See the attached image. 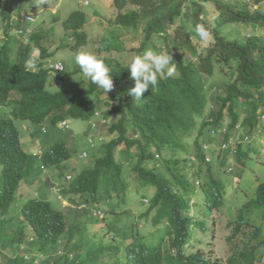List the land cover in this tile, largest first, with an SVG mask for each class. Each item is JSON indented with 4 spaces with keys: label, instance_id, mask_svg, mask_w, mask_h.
Returning a JSON list of instances; mask_svg holds the SVG:
<instances>
[{
    "label": "trees",
    "instance_id": "trees-1",
    "mask_svg": "<svg viewBox=\"0 0 264 264\" xmlns=\"http://www.w3.org/2000/svg\"><path fill=\"white\" fill-rule=\"evenodd\" d=\"M78 2L81 7L86 4ZM208 2L215 6L211 14ZM111 5L115 14L108 24L113 27L95 43V48L100 46L97 57L113 75L114 88L107 96L90 80L57 88L49 85L47 69L28 68L34 46L47 57L44 47L54 45L55 40L69 41L66 45L75 52H91L90 16L82 8H72L62 19L64 35L38 30L36 20L17 21L13 11L0 12V28L8 31L18 24L34 40V46H26L16 37L0 51V264H219L202 251H188L195 230L207 231L206 221L192 213L190 192L195 184L187 170L192 163L188 155L198 152L204 164L200 142L208 134L210 115L216 126L230 116L232 128L242 120L244 128L252 130L260 122L264 0H111ZM15 10L20 14L27 9L21 5ZM197 24L213 36L203 50L194 40ZM97 28L92 32L97 33ZM246 30L252 34L246 35ZM149 49L170 52L176 71L171 78L158 76L157 87L151 90L150 86L142 100H132L127 90L134 87V80L129 78L127 65ZM69 76L72 72L64 76L65 82ZM97 109L108 116V124L106 139L86 158H94L93 164L84 162L82 170L71 171L72 180H64L67 174L58 168L61 192L72 204L89 206L80 214L70 207L80 219L72 225L47 199L48 184L39 196H24L20 190L24 179L28 184L40 179L42 167H62L72 158L69 144L74 137L59 122L68 116L87 121ZM21 122L29 126V143L40 142L41 156L32 153L31 145H24ZM193 132L197 135L191 141ZM249 148L240 145L236 158L244 162ZM220 154L225 157L224 152ZM199 166L193 176L195 181L202 178L212 210L222 202L224 182L214 177L212 164ZM204 170L207 173L202 175ZM132 182L137 185L134 189ZM150 187L156 191L144 211L143 198L149 196ZM256 202L264 204V184ZM142 218L154 230L140 229ZM241 229L240 222L234 234ZM251 248L241 252V264L256 260V247ZM229 263L235 264L233 257Z\"/></svg>",
    "mask_w": 264,
    "mask_h": 264
},
{
    "label": "clouds",
    "instance_id": "clouds-1",
    "mask_svg": "<svg viewBox=\"0 0 264 264\" xmlns=\"http://www.w3.org/2000/svg\"><path fill=\"white\" fill-rule=\"evenodd\" d=\"M23 1H29V0H20V3H22ZM20 3L17 6L14 5V7L12 8L10 5H13V3L10 5H7L8 3L6 4L2 2L1 7H3L4 5L5 9L13 11L14 12L13 18L18 19L17 21H20V20H26V21H31V22H34L35 20L37 21V15L35 14V9L32 12H28L26 10L18 14L17 10L15 9H19L21 7ZM47 3H48V0H30L29 1L30 5L33 4V6H36L42 12L44 11L41 9L43 8L42 5L47 4ZM85 3L87 4L88 0H86ZM67 9H69V7ZM87 15H89V13H87ZM46 20L47 19H44L41 22V25L39 26L40 28L38 27L37 29L38 30L46 29V32L47 31L53 32L52 31V29H54L53 26L45 25ZM194 31H195V34L199 37L200 41L206 42L209 40L211 33L206 29V27L203 24H197L194 28ZM247 33L248 32H246V35L252 34L251 31L248 34ZM32 36L33 35L31 34L30 31L26 32L24 28L18 27V24H15L14 26H12L10 30L8 31H6L5 28H0V51L4 50L6 46H9L8 44H10V42L12 41L15 42V40H17L18 38L22 39V41H24V44L26 46L27 45L34 46V40ZM243 36H244V33H242V37ZM212 40H213V36L211 37L210 43ZM64 43L68 44L69 41L65 40L63 43H61L60 45L61 48H59L60 46L55 47L54 46L55 44L45 45L46 47L44 48L47 49L49 53L47 57L43 56L42 49L39 46H34L35 48L32 53V57L28 61V68L32 71H37L41 68L47 69L50 74L49 85H54L57 88H62L66 84V82L64 81L65 75L63 74L75 72V71L67 70V66L64 61V58H60V60L58 61L55 60L56 53L64 49L62 48ZM197 45L199 46L198 43ZM99 48L100 46H98L97 48L94 47L92 53L86 50L77 52L74 57V61H75V64L78 65L77 70L81 71V74L83 75V77L86 79H89L92 84H95L100 89H102L103 92L107 96V93L110 92L114 88L113 75L110 74V69L108 66H106L104 60L97 57V55L99 54V51H98ZM70 51H75V49H71ZM16 55H17V52L14 49L13 56H16ZM172 61H173V57L172 55H170V52L168 54H163V53L154 52L153 50L149 49V50H146L142 55H136L127 65V70L129 72V78L134 80V87H131L130 89L127 90V95L130 96L132 100L133 98L136 101L142 100L144 93L149 89L150 86H151V90L157 87L158 76L165 75L171 78L174 75L176 68H175V64H173ZM57 74H62L63 76L58 77ZM69 77H72V76H69ZM231 81L232 80L229 79L228 83H230ZM262 90L264 93V89ZM256 96L260 98V94L256 93ZM213 108L214 107L209 108L207 115H210L212 113ZM243 113L244 112H242V115ZM259 115L261 117L260 122L257 125V127L252 130L245 129L242 120L239 123H237L234 126V128H232L230 125L232 121L231 116H230V119L223 120L222 124H220L219 126H216L215 118L210 115V117L207 118V121L209 122L208 127H207L209 129L208 134L206 135V138H203V140H201L200 142L203 153H205V156H203L204 164L200 162V157L199 155H197L198 152H190V154L188 155V160L191 161L192 163L190 166H188L187 170H189L192 173V176H191L192 182L195 184V186L191 188V192H190L191 203H192V213L195 215V217L198 220H205L206 226H207V231H203L201 228H198L195 230V233H193L192 241L188 245V251L189 252L202 251L205 257L212 259L213 261L217 260L219 264H230L229 260L231 257H233L235 264H241V260H242L241 252L246 248H249L251 251H253L251 247H256L257 257L254 262H249V264H263L264 263V212H263L262 221L256 220L252 214L250 215V212L253 209H259V208L264 209V204L260 205V204H257L256 202V199H258V196H259V188L264 184V181L257 182L259 183L257 184V186H254L256 184L254 183L251 189L242 190V192H244L245 194V197L240 198V203L237 205H234V208H235L234 214L232 215V217H230L228 221V226L232 228V233H230L226 238L229 241L228 244L232 245L230 252L226 254L218 255L217 251L208 249L207 240L203 237V235L209 236V233H211V237L213 238L215 237L216 222L218 224L217 217H218V213L224 207V199L227 194L226 192L227 184L230 181H232L233 183L234 182L240 183L241 181L240 178H245V170L243 169V167L248 168V164L251 159L256 158L258 162L261 160H264V157H263L264 152L262 153L261 148L258 146L257 138L256 139L251 138V134H253L254 130H256V133L257 132L261 133V131L264 129V108L259 109ZM107 117L108 116L103 112L102 109H97L94 115L89 120H87V122L89 123V126L87 127V129L83 131L82 134L85 135L90 149L85 148L82 150L80 154L82 159H86L88 156H90V150L95 149V148L98 149V147L106 139V134L104 133V130L106 128L105 126L108 124ZM70 118H74V117H70V116L66 117L65 119L59 122V126L62 128L66 127L67 129H69L71 127ZM110 119L112 122L113 121L112 115L110 116ZM19 125L22 129V138H23L24 135L29 134L30 132L29 126L26 122H21L19 123ZM230 127H231V131H230ZM23 132H25V134H23ZM70 134L72 135V137H74L73 139L77 138V133L75 131ZM192 134L193 135L192 137L190 136V138H191V141H194V138H195V135H197V132H193ZM29 140L27 141L29 142ZM240 145H242V147H246L248 145L250 146L249 150H247L248 153L246 154V157L244 156L243 158L244 162H241L236 158V155L238 154L239 149H240ZM35 149H38V150H31L32 153L36 156L38 154H40L41 156V154L43 153V151L41 150V147L38 146ZM220 152H224L225 157L227 158H225L222 154H220ZM221 155L224 157V159H226V162H223ZM69 160L65 161L62 167H57V166H52L50 168L42 167L41 174H39L40 177L42 176V173L44 171L47 172L53 169L57 170L59 168L63 172L64 176L65 174H67L64 180H72L73 175L69 174L71 173V171L68 172V170H66L67 168L66 164L69 165L68 163ZM229 161L231 162V164L229 163ZM199 163L200 165H204L206 167L212 164V167L214 169L213 170L214 177L224 182V188L222 190V195H221L222 202L219 206L214 207L212 210H209L210 208L208 207V202H207L208 199L202 188V185H203L202 178L199 177L195 181V177L193 176V172L199 171L200 169ZM215 163H217L218 167L214 166ZM36 168L38 169L36 170V173H38V171H40V167L36 166ZM200 173L202 175H205L207 173V170H204ZM45 176H47V180L42 184V187H39V190L43 189L44 185L51 182L50 179H48L49 178L48 174L47 175L45 174ZM203 178L205 180V177ZM258 179L259 178H257V181H259ZM25 182H28V181L24 179V181L22 182V185ZM38 183H39V180L35 182V184L37 185L36 190L38 189V186H39ZM60 185L61 183L58 185L59 191L61 194L58 195V198H61L60 196H64L65 199L67 200V203L63 205L64 208L60 207L59 204L57 203L56 195L53 193L52 189H51V193L53 195L52 199L50 198L51 193L48 195L47 199L53 202V204H55L58 208H60L66 214L69 224L73 225L74 223H80L79 217L75 216L72 211L78 210L79 214L83 213L85 211V208L87 207V204L84 203L79 206L72 204L68 200V198L61 192L63 189H61ZM150 188L151 189H149V196H145L143 198V202H144L143 210L144 211L147 209L148 203H150L149 201L156 191L155 190L156 188L154 187H150ZM198 189H200L199 196L197 193ZM232 189H236V185H234ZM39 192H37V195H33V197L39 196L40 194ZM131 193H133L132 190H131ZM198 201H201V210H199L198 208V205H199ZM70 207H73L74 209L72 210V208L70 209ZM87 208H89V206ZM210 211L212 212V214L211 216H208L207 212H210ZM99 214L103 216L104 213L101 211L99 212ZM258 221H259V224H258ZM139 222H140L139 228L142 229L143 231H145L148 228L154 230L146 219L142 218L139 220ZM240 222L242 223V229L238 234L235 235L234 234L235 227L237 224H240ZM256 230H261V231H260V235L255 237L254 233ZM198 232L202 233L203 235L201 237H197ZM201 244L203 246H201Z\"/></svg>",
    "mask_w": 264,
    "mask_h": 264
},
{
    "label": "rangeland",
    "instance_id": "rangeland-1",
    "mask_svg": "<svg viewBox=\"0 0 264 264\" xmlns=\"http://www.w3.org/2000/svg\"><path fill=\"white\" fill-rule=\"evenodd\" d=\"M30 1V0H29ZM29 1H23L22 3H20V0H1L0 1V12H5L7 9H5L4 5L2 6V2L4 3H8L7 5H10L13 3V5H10L12 8L14 7V5H19V3L23 6L24 9L29 10H33L35 9V14L37 15V21H36V25L40 26L41 22L44 19L46 20V26H53L54 29H52L53 31V35H57L58 33H62V35L65 34L66 30L63 28L62 25V19H66V16H68V14L71 12L72 8L78 9V8H82L86 13H89L90 16V25L88 27V34L87 38L88 40L91 42L90 43V51L91 53L93 52V48L95 47V43L97 45V42L99 41V39L107 32V29H109V27H113L112 25L108 24L109 19L115 14L114 13V9L111 5V0H88L91 1L92 4H83L82 7L80 6V3L78 2V0H48L47 4L42 5L43 8H41L42 10H44L43 12L40 11L36 6L33 7H29ZM86 0H81L82 3H85ZM20 5V6H21ZM206 8L208 10V13L211 14V12L214 10L215 6H213L212 2H208V4H206ZM69 7V9H67ZM71 8V9H70ZM92 9H98L97 11L98 14L92 10ZM58 16V17H57ZM98 25L97 28V33H92V29L95 28V26ZM40 28V27H39ZM236 28H238L236 26ZM109 31V30H108ZM245 32H250L249 30L245 31ZM238 33V30L236 29V34ZM242 33V32H241ZM240 33V34H241ZM239 34V35H240ZM262 35H264V29L262 30ZM238 35V34H237ZM211 34H210V38L208 41L206 42H202L200 41L199 37L195 34L194 36V40L199 44L200 49L203 50L205 47L208 46V44L210 43L211 40ZM61 45L60 40H55V47H59ZM62 48H64L62 51L56 53V57L55 60H60V58H64V61L66 63L67 66V70L68 71H75L76 69H78V65L75 64L74 61V57L76 55L77 52L75 51H70V47L69 45H66L64 43V45L62 46ZM70 50H69V49ZM130 55V54H129ZM133 55V53H132ZM131 56V55H130ZM132 57V56H131ZM130 57H127V59H129ZM58 77H61L63 75H67L66 74H57ZM67 79V77L65 78ZM89 79H86L83 77V75L81 74L80 70H78L77 72H73L72 73V77H69L66 80V85H72V86H76V85H83V84H88ZM70 128L67 130L68 133H73L74 131L77 133V138L73 139V141L69 144L70 146H73V156L72 158L68 161L69 165L67 166L66 170H70V171H74L75 173H77L79 170H82L83 163H88V164H93L94 162V158H88V159H82L80 154L82 152L83 149L88 148L90 149L86 137L83 133V131L85 129H87V127L89 126V123L87 121L81 120V119H74V118H70ZM262 128V126H261ZM23 134H25V132H23ZM30 135L31 132H29L28 135H24L23 136V141H24V145L28 146L31 145L33 148H31V150H35V148H37L38 146H40V142L35 143L32 145V143H29L30 140ZM251 138H257V143L258 146L261 148L262 153L264 152V129L260 132L256 133V130L253 131V134H251ZM29 140V142L27 140ZM264 157V156H263ZM229 163L231 164V162L229 161ZM215 167H218L217 163H215L214 165ZM53 169V168H51ZM242 169V168H241ZM243 169L245 170V178H240L241 181L240 183L237 182H232L230 181L227 184V189H226V196L224 199V207L223 209L218 213V224L216 222V227H215V237H211V233H209V236L207 235H203L202 233H197V237H201L203 235V237L207 240V245H208V249H212L214 251L218 252V255H222V254H226L228 252H230V249L232 247V245L228 244L229 241L226 239L227 236L232 233V228L228 226V221L230 219V217H232V215L234 214V205H237L240 203V198L245 197L244 192H242V190L244 189H251L253 187V184L256 183L254 186H257V182H261L264 181V160L261 161H257L256 158H253L250 160L249 164H248V168L243 167ZM39 173V171H38ZM44 173V174H43ZM42 173V176L39 179V186L38 189L36 190L37 185L34 184H28V182H25L23 184V187L21 188V193L22 195H37V192H39V187H42V184L47 180V176H45V174H48V179H50L51 182L48 183V185L51 187L53 193L56 195V200L57 203L59 204L60 207L64 208V204L67 203V200L65 199L64 196H60L61 198H58V195H60V191H59V187L58 185L61 183L62 180H60L62 177L59 174V170L57 169H53L51 171H44ZM70 175H73L72 173H69ZM45 178V179H44ZM257 178H259L257 181ZM44 179V180H43ZM42 181V182H41ZM133 187L137 186L136 183L131 184ZM236 185V189H232L233 186ZM61 186V185H60ZM42 190V189H41ZM198 196L200 195V189H198L197 191ZM54 195V196H55ZM52 193L50 194V198L52 199ZM25 202V200H23V203ZM199 205L198 208L199 210H201V201H198ZM134 208V207H133ZM68 209V208H66ZM137 209V208H135ZM141 206H140V211H141ZM263 212L264 209L263 208H259V209H253L250 212V215L252 214L254 216V218L256 220H260L262 221V217H263ZM208 216H211L212 212H207ZM259 224V221H258ZM96 228H98V226H95ZM248 232V231H247ZM201 246H203L201 244ZM264 264V263H263Z\"/></svg>",
    "mask_w": 264,
    "mask_h": 264
}]
</instances>
